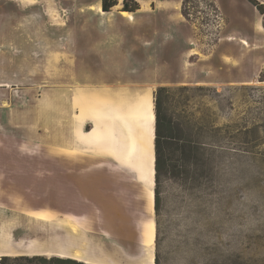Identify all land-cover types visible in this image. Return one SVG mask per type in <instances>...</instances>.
I'll list each match as a JSON object with an SVG mask.
<instances>
[{
    "label": "rangeland",
    "instance_id": "rangeland-1",
    "mask_svg": "<svg viewBox=\"0 0 264 264\" xmlns=\"http://www.w3.org/2000/svg\"><path fill=\"white\" fill-rule=\"evenodd\" d=\"M136 1V13L105 14L100 0H0V249L8 230L13 256L87 242L99 258L142 264L143 203L118 212L129 243L112 237L74 184L72 168L89 161L72 127L83 94L153 101L165 87L173 164L185 163L161 175L145 242L152 221L158 264H264V13L247 0Z\"/></svg>",
    "mask_w": 264,
    "mask_h": 264
},
{
    "label": "crops",
    "instance_id": "crops-1",
    "mask_svg": "<svg viewBox=\"0 0 264 264\" xmlns=\"http://www.w3.org/2000/svg\"><path fill=\"white\" fill-rule=\"evenodd\" d=\"M81 99L83 109L72 127V143L76 141V151H81L82 156H88L89 166L72 168V173L83 176L75 178L74 184L79 185L85 198L97 202L103 212L102 221H99L104 224L113 223L110 229L106 230L122 243L128 244L132 233L123 225H116L117 222H123L120 221L122 219L118 220V212L126 213L123 208L131 205L129 202L143 203L138 217L141 235L140 247L135 255L137 256L145 246V225L147 221H153L154 214L147 212L148 192L150 190L154 192L155 186L153 185L155 120L150 123L149 119V107L154 110V102L139 96L137 90L122 89H110L107 97H103L101 101L91 94H83ZM86 125L90 129L86 130ZM66 152L69 153L70 149L67 148ZM80 163L83 164L84 161L81 160ZM88 174L97 176L96 182L92 177H84ZM100 186L107 190L99 189ZM150 215L152 216L149 217ZM6 240L11 243V249L2 252L1 255L18 254L13 249V236L8 230ZM55 256L71 257L63 254ZM110 261L108 257L100 258L99 264H122L121 261L113 259ZM124 264L128 263L124 261Z\"/></svg>",
    "mask_w": 264,
    "mask_h": 264
},
{
    "label": "trees",
    "instance_id": "trees-1",
    "mask_svg": "<svg viewBox=\"0 0 264 264\" xmlns=\"http://www.w3.org/2000/svg\"><path fill=\"white\" fill-rule=\"evenodd\" d=\"M255 6L260 13H264V5L258 4L255 0H247ZM121 7V13H136L140 9V4L136 0H100V9L102 13H111L115 8ZM169 93L165 87L157 89L154 97V113H155V130H154V212L158 216L160 208V179L164 172H168L171 176H178L180 168L185 163L184 159L178 156L182 163L180 166L174 165L175 154L169 143V134L173 130L171 120L165 118L163 110L164 96ZM177 158V160H178ZM0 264H89L78 261L69 257L45 256V255H20V256H1ZM154 264H158L157 254L154 256Z\"/></svg>",
    "mask_w": 264,
    "mask_h": 264
},
{
    "label": "bare ground",
    "instance_id": "bare-ground-1",
    "mask_svg": "<svg viewBox=\"0 0 264 264\" xmlns=\"http://www.w3.org/2000/svg\"><path fill=\"white\" fill-rule=\"evenodd\" d=\"M123 14H127L126 12H123ZM149 119H150V123L154 122L155 120V114H154V110L153 108L150 106L149 107ZM153 185H154V180H153ZM147 212L149 211L150 214L153 213L154 211V192L152 190H150L148 192V201H147ZM153 236H154V223L153 222H149L146 228V242H145V246L143 248L142 251V255H140V257H138L137 259H142V264H154V253H153ZM83 246L84 249H80L79 251H75L73 254L69 255L72 259L78 260V261H82L85 263H89V264H99L100 263V258L101 255H99L101 253V249H97L96 255H93V253H89V247L87 242L81 244ZM145 251V252H144ZM2 249H0V256L2 253ZM92 252V251H90ZM60 255V254H59ZM62 255V254H61ZM111 255V254H110ZM65 256V255H63ZM112 260L111 258L109 259V261ZM112 261H110L111 263Z\"/></svg>",
    "mask_w": 264,
    "mask_h": 264
}]
</instances>
